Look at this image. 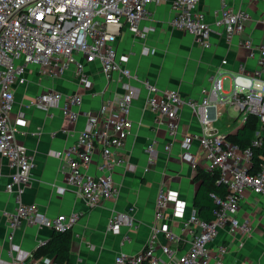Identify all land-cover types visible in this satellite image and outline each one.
<instances>
[{"label": "built area", "instance_id": "built-area-1", "mask_svg": "<svg viewBox=\"0 0 264 264\" xmlns=\"http://www.w3.org/2000/svg\"><path fill=\"white\" fill-rule=\"evenodd\" d=\"M156 1L159 0H0V154L7 158L12 169L8 180L2 184L3 190L15 201L14 209L7 213L10 229L28 224L62 232L70 230L79 218L77 212L47 217L38 212L34 203H25L21 199L34 159L15 139L18 125L25 122L23 117L11 121L9 116L15 86L26 82V73L31 66L54 77L73 65L78 82L89 88L91 79L85 64L95 61L106 79L115 73L130 78L128 56L117 52L116 39L124 26L137 36L145 37L149 27L141 23L152 18L150 5ZM197 3L198 0H171L170 22L173 27L193 34L207 47L210 25ZM214 15V23L222 27L226 35L240 34L249 19L248 11L233 10L225 2ZM242 44L250 50V55L256 54L257 69L253 74H232L228 91L222 89V77L216 74L208 76L209 85L201 88L198 100L183 97L177 89L162 91L150 81H142L148 93L147 107L159 122L165 123L170 137L175 138L178 133L181 107L192 109L200 133L185 134L182 146L187 148L194 138L197 139L206 159L205 169L218 171L216 182L223 184L226 192L222 196L211 193L216 206L213 218L206 221L198 217L194 207L185 214L186 203L178 192L160 184L154 202V218L144 246L135 253L118 252L112 264H228L224 257L225 244H219L214 252L210 249L219 230L226 228L230 234L239 235L251 232L250 220L241 219L238 210L246 190L264 195V159L255 171H250L251 147H264V78L260 77L264 73V44L254 46L250 40ZM140 91L139 87L126 83L124 92L105 100L97 113L85 114L84 128L74 143L54 153L63 159L66 182L76 187L89 206L116 195L112 171L123 162L121 148L132 126L129 113ZM30 102L43 109L59 105L62 115L74 121L79 115L81 95L52 90L35 95ZM226 104L238 110L242 123L249 115L258 118L259 126L250 146L240 147L228 139L227 132L212 125L209 108ZM171 144L168 142L165 149ZM95 149L99 152L98 173L89 175L85 169L91 163ZM146 152L152 159L151 143L147 144ZM177 218L180 219L179 232L171 227L172 219ZM128 223L129 215L118 212L109 218L107 230L119 233ZM122 238V241L130 240L128 234ZM13 249L8 251V259H1L0 264H57L47 256L16 257ZM245 264L255 263L246 261Z\"/></svg>", "mask_w": 264, "mask_h": 264}, {"label": "crops", "instance_id": "crops-1", "mask_svg": "<svg viewBox=\"0 0 264 264\" xmlns=\"http://www.w3.org/2000/svg\"><path fill=\"white\" fill-rule=\"evenodd\" d=\"M222 2L233 10L248 11L249 19L240 34L226 35L222 27L214 23V11ZM150 6L152 18L141 23L149 27L145 37L137 36L124 26L116 39L117 52L128 56L130 78L115 73L106 79L98 62L86 63L85 69L91 79V86L86 88L78 82L73 65L54 77L31 66L26 73V82L14 88L9 116L11 121L19 116L25 121L18 125L15 139L34 159L22 201L34 203L38 212L47 217L79 213L70 229L69 259L65 264H112L118 252L140 250L149 235L156 192L162 183L177 191L185 201V214L193 207L198 185L194 175L197 169H205L206 159L196 138L187 148L181 141L187 133H200L194 112L188 106L181 107L178 133L175 138L170 137L165 123L159 122L147 107L148 93L142 81L148 80L162 91L177 89L183 97L198 100L201 88L209 85L210 74L230 78L240 72L253 74L257 69L256 54L250 55V50L242 43L250 40L254 46L264 44V0H198L197 7L204 12L210 25L207 47L190 32L171 25V0H159ZM260 77L264 78V73ZM126 83L139 87L141 91L131 105V131L121 148L123 162L112 171L117 192L113 198L89 206L76 187L66 182L63 159L54 153L74 143L84 128L85 114L97 113L105 100L124 92ZM52 90L81 95L79 115L74 121L62 115L59 105L48 109L31 105L35 95ZM208 115L213 119L212 125L227 134H234L244 123L240 121L238 110L230 104L211 106ZM168 142L172 144L165 149ZM149 143L153 146L152 159L146 152ZM98 160L99 152L95 149L92 161L85 169L87 174L98 173ZM11 171L7 158L0 154V260L8 259L11 248H14L12 253L16 257L35 258L33 252L41 242L50 238L53 230L28 224L10 229L7 213L14 209L15 201L3 190L2 184L8 180ZM118 212H126L130 223L123 225L119 233H112L107 230V222ZM238 216L250 220L251 232L247 235L230 234L226 228H221L210 244L211 251L222 243L227 246L224 257L228 264H245L246 261L264 264V195L246 190L239 203ZM179 224L180 219H172L174 231H180ZM124 234L130 236L129 241H122ZM160 242L164 241L160 239ZM41 256L52 259L48 254L37 257Z\"/></svg>", "mask_w": 264, "mask_h": 264}, {"label": "trees", "instance_id": "trees-1", "mask_svg": "<svg viewBox=\"0 0 264 264\" xmlns=\"http://www.w3.org/2000/svg\"><path fill=\"white\" fill-rule=\"evenodd\" d=\"M258 125V118L249 115L243 125L234 134H227V137L232 142L239 144L240 147L250 146V141ZM251 148L252 168L250 171H255L259 163L264 159V147L253 146ZM217 178V170L209 172L206 169H197L194 175V180L198 185L193 196L192 204L198 217L206 221L213 218V209L216 206L211 193L222 196L226 192L225 186L216 182ZM70 240V230L62 232L53 231L50 238L35 249L33 255L37 257L48 254L52 256V260L57 264H65L69 259Z\"/></svg>", "mask_w": 264, "mask_h": 264}, {"label": "rangeland", "instance_id": "rangeland-1", "mask_svg": "<svg viewBox=\"0 0 264 264\" xmlns=\"http://www.w3.org/2000/svg\"><path fill=\"white\" fill-rule=\"evenodd\" d=\"M230 78L226 77V78H222V89L224 91H228L230 88Z\"/></svg>", "mask_w": 264, "mask_h": 264}]
</instances>
